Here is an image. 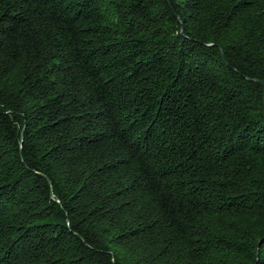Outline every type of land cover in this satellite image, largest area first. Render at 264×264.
Returning a JSON list of instances; mask_svg holds the SVG:
<instances>
[{
	"label": "trees",
	"instance_id": "trees-1",
	"mask_svg": "<svg viewBox=\"0 0 264 264\" xmlns=\"http://www.w3.org/2000/svg\"><path fill=\"white\" fill-rule=\"evenodd\" d=\"M264 0H0V264H264Z\"/></svg>",
	"mask_w": 264,
	"mask_h": 264
},
{
	"label": "water",
	"instance_id": "water-1",
	"mask_svg": "<svg viewBox=\"0 0 264 264\" xmlns=\"http://www.w3.org/2000/svg\"><path fill=\"white\" fill-rule=\"evenodd\" d=\"M264 102V101H263Z\"/></svg>",
	"mask_w": 264,
	"mask_h": 264
}]
</instances>
